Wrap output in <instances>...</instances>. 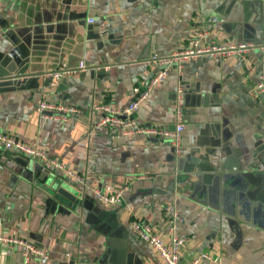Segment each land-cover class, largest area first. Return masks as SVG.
I'll return each instance as SVG.
<instances>
[{
  "label": "crops",
  "instance_id": "obj_1",
  "mask_svg": "<svg viewBox=\"0 0 264 264\" xmlns=\"http://www.w3.org/2000/svg\"><path fill=\"white\" fill-rule=\"evenodd\" d=\"M196 30L206 32L202 45L255 48L193 58L142 104L140 124L173 128L181 102L177 147L95 125L93 103L127 106L157 71L149 60L192 48ZM263 65L264 0H0V132L86 180L39 159L29 158L33 173L16 172L9 156L28 158L0 145V234L44 248V264H165L129 224L161 225L169 243L171 205L178 234L194 238L182 264L205 253L219 261L200 264H264V110L252 96ZM63 66L73 72L52 80ZM42 101L80 112L64 124L42 120ZM53 183L69 197L56 196ZM105 184L127 186L120 203L95 200L93 188ZM22 253L0 244V264H24Z\"/></svg>",
  "mask_w": 264,
  "mask_h": 264
},
{
  "label": "built area",
  "instance_id": "obj_2",
  "mask_svg": "<svg viewBox=\"0 0 264 264\" xmlns=\"http://www.w3.org/2000/svg\"><path fill=\"white\" fill-rule=\"evenodd\" d=\"M194 35L196 38L192 48L174 52L166 57L154 56L149 60V63L157 71L151 78L141 81L134 87L133 98L127 106L122 109H116L107 104L93 103L91 106V116L96 120L95 125L117 131L129 139L145 135L159 140H167L177 147L185 129L182 121L183 113L181 102L178 101L175 106L176 123L173 128H161L140 124L137 113L142 104L150 98L157 85L167 78L170 71H180L182 66L193 58L205 55L228 57L239 55L242 52L255 48L253 44L236 45L227 42L220 45H202L200 41L206 36V32L196 30ZM173 66L175 68H172ZM80 68L83 69L84 65L81 64ZM72 72V70H68L66 66H63L52 74H49V77L52 80L59 81ZM252 96L261 99L264 110V65L258 82L252 91ZM36 111L42 120L52 119L61 124L73 120L80 112L79 109L72 106L53 104L45 101L39 103ZM262 138L264 140V127ZM0 145L7 152L14 150L26 156L28 159H39L55 170L63 172L67 179L85 186L86 180L83 176L68 168L64 163L50 158L44 150L31 147L19 139L2 132H0ZM259 169L264 171V166H260ZM139 179H150V176L142 175L139 176ZM126 190L127 186L118 189L111 184H105L103 187L97 186L93 188L92 194L97 202L105 206H114L121 202ZM164 220H167L166 223L168 224L169 243L164 241L163 234L161 233V225L151 224L144 219L135 218L130 222L129 226L131 231L142 242L151 246L157 252L165 264H182L183 250L194 238L178 234L176 225L181 221V218L173 206L167 205L165 207ZM0 244L9 249H13L16 246L23 247L24 264H44L45 261L49 260V255L44 248H40L27 240L0 234ZM211 259L219 261L217 258H212L211 255L205 253L193 259L190 264H200L201 261H209Z\"/></svg>",
  "mask_w": 264,
  "mask_h": 264
},
{
  "label": "water",
  "instance_id": "obj_3",
  "mask_svg": "<svg viewBox=\"0 0 264 264\" xmlns=\"http://www.w3.org/2000/svg\"><path fill=\"white\" fill-rule=\"evenodd\" d=\"M7 154H8V152H5L6 156H8ZM9 159L18 165L19 169L16 172H19L20 170H24L27 173H33V170L35 169V168H33V164L30 161V159H24L22 157H11V156H9ZM41 180L44 181L43 178H41ZM215 180L219 181V177H216ZM53 186L55 188L53 190L52 189L51 190L53 193H55L56 196H59L61 194L65 197H69L68 192L66 190H64V188L60 187V185L53 183Z\"/></svg>",
  "mask_w": 264,
  "mask_h": 264
}]
</instances>
